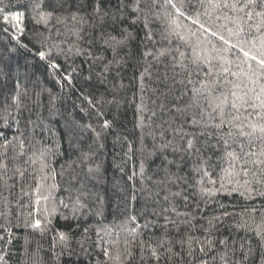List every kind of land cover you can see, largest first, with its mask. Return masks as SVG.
I'll list each match as a JSON object with an SVG mask.
<instances>
[{"label": "snow or ice", "instance_id": "snow-or-ice-1", "mask_svg": "<svg viewBox=\"0 0 264 264\" xmlns=\"http://www.w3.org/2000/svg\"><path fill=\"white\" fill-rule=\"evenodd\" d=\"M168 3L176 8L172 0H168ZM208 3L215 9L228 11L229 15L225 18L234 25L228 31L236 38L231 48H238L247 61L259 66L258 70L249 63L247 72L239 66L234 71L230 61L222 56H214L211 50L205 51L199 45H192L182 36L180 40L184 43L172 46L174 41L170 35L161 33L162 43L157 47L155 33L150 26L153 11L159 7L157 0H115V4L107 5L106 0H34L32 4L36 23L47 26L54 22L53 26L61 25L68 34L69 39L65 43L70 47L66 52L57 45V55L67 56L71 52L75 56L86 57L92 63L99 60L104 72L110 71L114 65L119 67L130 55L129 49L136 37L124 27L126 23L129 27L142 24L147 29L145 39L154 42V50L149 51L146 47L142 53L145 59L150 58V62L139 73V79L142 92L146 91L144 84L152 81L153 77L159 87L152 89L156 99L149 97L152 107L141 100L138 106L141 123L138 126L142 132L148 127L147 135L154 142L159 138V144L154 143L153 151L149 154L153 160L157 157L161 159L160 167L166 178L159 183L175 186L178 190L173 192L169 188L163 196L167 207L160 204V190H149L140 210L126 216L120 225V230L127 232L131 239L124 240L123 250L113 247L118 244L119 237L112 245L103 248L99 253L105 258L102 264H140L146 257L153 264H161L162 261L167 264H244L253 249L248 247L246 252L243 251L242 242L240 259H236L238 249L233 247L235 241L229 239L233 228L246 234L251 232L257 245L264 248V0H208ZM176 10L179 12V8ZM22 15L19 13L14 18ZM3 19L4 23H8V17ZM213 26L201 23L200 29L216 37L217 31L212 30ZM218 38L225 44L229 43L223 35ZM257 39L260 41L258 47ZM97 41L103 51L111 53L110 60L94 55L93 48ZM253 50L256 54H253ZM36 56L41 61H48L47 67L55 71L61 69L60 63L52 59L51 48L49 51L37 49ZM158 65L163 66L162 72L156 67ZM97 75L103 77V72ZM65 79L70 82V78ZM12 80V69L0 68V103L5 105V111L11 109L15 112L12 120L17 125V132L10 140L3 131L10 126L8 117H0L5 122L0 126V137L3 138L0 147L4 149L0 169L6 174L7 161L19 158H24V163L29 166L39 162L42 175L34 189L39 193L42 184L55 174L48 161L51 149L40 141L33 143L19 130L27 108L23 98L28 94L26 90H20L19 77L13 82L12 89L5 92L2 84ZM145 119L151 123L145 125ZM26 123L32 125L34 138L39 125L31 119ZM113 127L114 121L105 119L100 125L101 131L97 132L90 125L84 126L81 131L90 130L99 139L103 132ZM67 134L69 137L75 135L72 129ZM14 142L18 145V151L13 147ZM36 144H40V147L37 148ZM10 151H15V156H10ZM169 155L173 158L168 159ZM91 156V152L81 151L80 163L91 159ZM189 163L191 167H187ZM75 164L76 161H72L67 165L70 173L75 172ZM173 167L175 172L171 171ZM98 170L89 168L88 178L93 179L92 173ZM144 170L142 162L141 175ZM27 171V168L23 171L17 168L16 174L22 179ZM72 181L79 182V175L71 176ZM58 188L57 184L50 185L49 195L42 198L47 201L51 191ZM77 191L79 194L75 199L70 197L71 218H76L85 209L97 216L103 215L102 206L94 210L86 202L91 193ZM223 198H231L237 203L225 204ZM131 199H136L135 194ZM96 200L99 202L102 198L97 196ZM177 200L183 202L184 211H178ZM256 200L260 201L259 207L254 203ZM239 201L244 203L239 205L240 211H236ZM36 202L39 203V200ZM213 203L215 209L210 208ZM59 204L70 207L64 201ZM55 211L53 208L49 215ZM244 216L253 222L256 216H260L261 224L252 228L243 220ZM64 219L70 217L65 216ZM50 223L51 220H47L42 225L40 219H34L30 224L25 222V226L43 232ZM149 228L158 230L160 235L156 236L153 232L151 240H142L137 244L136 237L145 234ZM112 231L117 229L113 228ZM88 233L89 228L84 227L81 239L75 242L84 253H87L86 246L91 240ZM54 239L61 245V255L64 250L69 255L73 254L69 233L59 232ZM134 247L140 252L138 261ZM0 261H5V257L0 256ZM261 262L264 264V253L261 254Z\"/></svg>", "mask_w": 264, "mask_h": 264}, {"label": "trees", "instance_id": "trees-1", "mask_svg": "<svg viewBox=\"0 0 264 264\" xmlns=\"http://www.w3.org/2000/svg\"><path fill=\"white\" fill-rule=\"evenodd\" d=\"M33 3L34 0H0V68H10L13 72V80L2 86L5 92L10 91L13 82L19 77L20 90H26L28 94L23 98L27 108L21 118L19 130L33 143L40 141L51 149L48 161L55 174L50 175L39 193H36L34 189L37 179L42 175L39 172V162L29 166L24 163V158H19L7 161L6 174L0 169V177H3L0 180V237L4 238L0 240V256L5 257L6 264H102L105 258L99 253L103 248L112 245L119 237L118 244L113 247L123 250L124 240L131 239L127 232L120 230V225L126 216L140 210L149 190L161 191L160 204L165 207L168 205L163 196L168 189L173 192L178 190L175 186L159 183L166 178L160 167L161 159L157 157L153 160L149 156L153 151V144H159V138L154 142L147 135L149 128L145 127L142 132L138 126L141 123L138 118L141 100L152 107L149 97L156 99L152 89L159 87L153 77L152 81L144 84L146 91L142 92L139 79V73L150 62V58L145 59L142 53L146 47L149 51L154 50V42L145 39L147 29L142 24L129 27L126 23L124 27L136 37L130 46V55L119 67L114 65L110 71L104 72L99 60L92 63L86 57L75 56L71 52L67 56L57 55V45L66 52L70 47L65 43L69 39L68 34L61 25L53 26L54 22L47 26L36 23ZM157 3L159 7L154 9L150 21L157 47L162 43L161 33L170 35V39L174 41L172 46L182 45V36L192 45H199L205 51L211 50L214 56H222L224 60L230 61L234 71L239 66L247 72L249 63L258 70L259 66L247 61L238 48H231V44L236 43V38L228 31L234 25L225 18L229 15L227 10L213 8L208 0H172L179 12L168 0H157ZM107 4H115V0H106ZM19 13L23 15L15 19ZM4 17H8V23H4ZM194 20L198 22L193 23ZM201 23L206 26L214 25L212 30L217 31V36L203 33ZM96 32L98 34L99 28ZM220 35L229 43L219 40ZM259 43L257 39V47ZM50 48L52 59L61 65L59 71L47 67L48 61H41L36 56L37 49L49 51ZM93 53L106 60L111 59V53L103 51L99 41L94 46ZM253 54H256L255 50ZM156 67L163 71L162 65ZM101 72L103 77L97 75ZM65 77L70 78V82ZM33 101L38 103L34 104ZM14 115L15 112L11 109L5 111V105L0 103V117L7 116L10 125L3 131L10 140L17 132V125L12 120ZM29 119L39 125L35 129L34 138L32 125L26 123ZM105 119L114 121V127L103 132L99 139L90 130L81 131L84 126L90 125L99 132ZM4 123V119H0V126ZM150 123L147 119L144 120L145 125ZM69 129L73 130L74 136H68ZM2 143L3 138L0 137V144ZM13 147L19 150L15 142ZM36 147L39 148L40 144H36ZM81 151L91 152V159L80 163ZM3 152L4 149L0 147V159L3 158ZM9 155L15 156V151H10ZM172 158L171 155L168 156V159ZM72 161H76L73 165L75 172L70 173L67 165ZM142 162L145 169L143 175L140 172ZM187 167H191V164ZM17 168L21 171L28 169L22 179L16 174ZM89 168L99 169L92 173L93 179L88 178ZM171 171L175 172L176 169L173 167ZM133 173L136 175L133 176ZM77 174L79 182H70L71 176ZM53 184L59 185V188L51 191L50 198L45 201L42 197L49 195V186ZM77 190L91 193L86 202L94 210L102 206L103 215L97 216L85 209L76 218H71L70 197L75 199L79 194ZM133 194L136 196L135 200L131 199ZM97 196L102 200L98 202ZM60 201L70 207H63L59 204ZM222 202L237 203L231 198H223ZM243 203L244 201L238 202L236 211H240L239 205ZM254 203L259 207V200ZM176 206L178 211L185 210L180 200L176 201ZM53 208L56 209L55 213L49 215ZM210 208L215 209V203ZM65 216L70 219H64ZM34 219H40L42 225L47 220H51V223L43 232L25 226V222L30 224ZM243 220L252 228L261 224L260 216H256L254 222L248 216H244ZM84 227L89 228L88 235L91 237L86 246L87 253L81 252L75 243L81 239ZM113 228L117 231H112ZM59 232H67L71 236L73 254L69 255L64 250L61 255V245L54 239ZM153 232L156 236L160 235L158 230L149 228L145 230V234L136 237V243L151 240ZM229 239L235 241L233 247L238 249L236 259H240L239 249L243 242V251L246 252L248 247L253 249L244 264H262L261 254L264 253V248L257 245L251 232L246 234L233 228ZM133 251L137 254L138 261L139 249L134 247ZM5 261H0V264H5ZM140 264L153 262L146 257ZM161 264L167 262L162 261Z\"/></svg>", "mask_w": 264, "mask_h": 264}]
</instances>
